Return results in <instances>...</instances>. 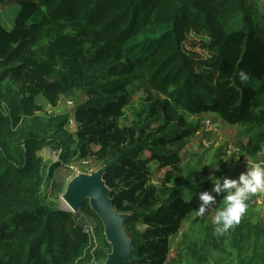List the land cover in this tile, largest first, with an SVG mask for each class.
I'll return each instance as SVG.
<instances>
[{"label":"trees","instance_id":"1","mask_svg":"<svg viewBox=\"0 0 264 264\" xmlns=\"http://www.w3.org/2000/svg\"><path fill=\"white\" fill-rule=\"evenodd\" d=\"M260 1L15 0L12 28L0 21V91L9 84L19 94L10 116L0 109V264L107 262L112 245L89 201L76 214L63 212L43 192L77 155L106 167L113 207L127 215L134 247L128 264H264V230L243 217L222 235L208 220L196 238L193 220L172 256L170 239L202 203L196 193L211 192L210 181L189 177L168 193L173 174L161 187L150 184V164L178 168L199 132L186 114L219 116L237 127L234 158L264 160L256 155L264 147V24L252 3ZM191 34L216 55L212 70L203 72V61L186 52ZM240 70L248 83L240 82ZM136 84L153 102L144 107L146 116L143 110L141 120L123 126ZM78 91L87 100L75 109L77 139L65 129L68 114L41 124L39 96L58 107ZM44 147L60 151L61 160L45 162L38 155ZM220 164L217 178L231 166ZM82 215L95 228L72 240L67 227Z\"/></svg>","mask_w":264,"mask_h":264},{"label":"rangeland","instance_id":"2","mask_svg":"<svg viewBox=\"0 0 264 264\" xmlns=\"http://www.w3.org/2000/svg\"><path fill=\"white\" fill-rule=\"evenodd\" d=\"M15 0H0V21L2 24L11 28L13 26L14 14L18 7L14 4ZM256 7L255 10L258 12L262 23L264 24V11L263 4L264 0L260 1V4L257 6L256 3L252 2ZM236 24V23H235ZM237 25V24H236ZM237 27H239L237 25ZM185 50L190 55L198 58L200 61H203L204 69L203 72L211 68V63L216 59V55L209 52L205 49L204 45H201L199 38L195 35H188L187 43L185 44ZM135 91L132 93V101L129 108L125 110V117L121 120V125L131 126L134 122L141 120L142 116H139L144 110L145 106L150 107L153 100L145 93L143 86L136 84ZM3 97V98H2ZM87 97L84 92L78 91L72 97H62L58 107H52L42 96H39L36 100L38 106L42 108V111L39 113L41 118V124L46 127L47 121L50 117L59 116L62 114L69 115L70 119H75V109L77 106L84 104ZM14 102V103H13ZM19 104V94L16 87L12 85H2L0 91V109L4 114L10 116L11 108L17 107ZM146 116L147 111L144 110ZM137 114V115H136ZM139 116V119L136 120ZM185 119L189 124L195 126H201L199 132H196L190 139V143L181 153V163L178 168L173 169L170 167H165L160 165L157 162H152L150 164V184L156 187H161L165 183V178L168 174H173L174 178L176 177L177 181L171 182L167 185L166 192L169 190L175 189L176 182L184 181L186 178H197L199 181L208 179L210 181V188L214 187V183L217 179V176L220 172L223 171V166L220 164L221 160L223 162L231 163L230 169L227 174L224 176L230 178H236L238 175L245 171L249 167V162L254 159L249 157L242 158L237 156L234 158L237 151L235 150V144L237 142L238 130L237 127L225 124L219 116L212 114H204L203 116H191L186 114ZM213 121L218 125L215 126ZM161 123H164V120H159L154 123L155 127H158ZM180 127H182L180 125ZM66 131L69 135H75L78 131L77 123H68L66 126ZM75 139L77 137L74 136ZM97 146H92L91 150L97 152L99 149ZM78 149V144L76 143L72 150ZM145 154L150 155L149 152ZM39 156H42L45 162L56 163L61 160L60 151L52 150L51 148L44 147L42 151L38 153ZM106 171V167L102 164H98L94 157H91L87 161H81L76 157H72L69 162H66L62 167L56 171V177L51 181V183L44 189V195L46 201L51 204V206L58 208L63 212L66 211V195L68 194V189L71 183L77 179L89 178L95 174H102ZM223 176V177H224ZM173 178V179H174ZM222 182V180H221ZM105 185V189L111 193L110 189L106 185L105 181L101 182ZM105 183V184H104ZM212 195L216 198V204L211 205L208 210L204 213L203 216L197 215L196 212L191 215L186 221L183 222L180 231L176 236H173L170 239V248L172 256L175 255L176 248L179 242L182 240L185 233L190 232V224L194 220V233L191 235L192 238H196L198 232L203 230L205 224L209 223L208 220H213L215 211L218 207L223 206V193L216 195L212 192ZM112 200V199H111ZM91 206L90 198L87 200ZM247 203V208L242 217L245 221L248 222L250 226H257L264 230V192H257L251 194ZM123 215V214H121ZM125 219L127 215H124ZM123 216V217H124ZM92 218L86 216H81L76 222L69 225L67 230L72 234V240H74L77 233L83 231L84 233H89L92 235V232L95 228V225L91 222ZM212 221H210L211 223ZM137 228L143 229L141 226L137 225ZM123 229L124 223H123ZM126 233V231H125ZM128 236V234L126 233ZM129 237V236H128ZM92 248L97 250L100 249L99 241L97 237L93 240H90ZM264 243V239L262 240ZM233 245V244H232ZM232 250L233 246H229ZM251 251L248 248V252ZM134 252V251H133ZM215 253V252H214ZM133 255V254H132ZM132 257V256H131ZM99 259L93 260L89 264H100ZM131 260V259H130Z\"/></svg>","mask_w":264,"mask_h":264},{"label":"clouds","instance_id":"3","mask_svg":"<svg viewBox=\"0 0 264 264\" xmlns=\"http://www.w3.org/2000/svg\"><path fill=\"white\" fill-rule=\"evenodd\" d=\"M238 78L242 84H246L249 82L250 76L246 71L240 70ZM256 155L257 157L264 155V147ZM249 165L236 178L224 176L217 179L213 182L214 187L211 189V192L204 190L196 193V197L202 203L194 211L200 216H203L211 205L216 204V198L212 195V192L216 193V195L224 194L223 206L216 209L212 220V223L215 225L214 231L217 234H224L240 222L247 208L246 202L251 194L264 192V160L256 159L250 161ZM184 198L191 200V191L187 192Z\"/></svg>","mask_w":264,"mask_h":264},{"label":"water","instance_id":"4","mask_svg":"<svg viewBox=\"0 0 264 264\" xmlns=\"http://www.w3.org/2000/svg\"><path fill=\"white\" fill-rule=\"evenodd\" d=\"M104 174L105 172L95 174L97 178L89 177L73 181L68 189L66 199L71 204L76 205L80 211L85 201L90 198L91 207L102 220L105 226V234L113 249L105 264H128L134 247L123 229L125 216L114 209L110 192L101 183L104 180Z\"/></svg>","mask_w":264,"mask_h":264},{"label":"bare ground","instance_id":"5","mask_svg":"<svg viewBox=\"0 0 264 264\" xmlns=\"http://www.w3.org/2000/svg\"><path fill=\"white\" fill-rule=\"evenodd\" d=\"M92 177L93 178H97V175H93ZM66 200H67L66 211L69 212V213H74V214L78 213L79 211H78L76 205L71 204L68 201V199H66Z\"/></svg>","mask_w":264,"mask_h":264},{"label":"built area","instance_id":"6","mask_svg":"<svg viewBox=\"0 0 264 264\" xmlns=\"http://www.w3.org/2000/svg\"><path fill=\"white\" fill-rule=\"evenodd\" d=\"M69 123H70V124H71V123L74 124V123H76V121H75V119L73 118V120L70 119Z\"/></svg>","mask_w":264,"mask_h":264},{"label":"crops","instance_id":"7","mask_svg":"<svg viewBox=\"0 0 264 264\" xmlns=\"http://www.w3.org/2000/svg\"><path fill=\"white\" fill-rule=\"evenodd\" d=\"M12 28V27H11Z\"/></svg>","mask_w":264,"mask_h":264}]
</instances>
